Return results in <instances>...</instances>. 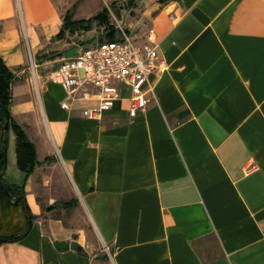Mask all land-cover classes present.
<instances>
[{"label":"crops","instance_id":"obj_1","mask_svg":"<svg viewBox=\"0 0 264 264\" xmlns=\"http://www.w3.org/2000/svg\"><path fill=\"white\" fill-rule=\"evenodd\" d=\"M77 1L0 0L10 112L39 162L26 180L16 133L0 122V179L25 183L36 217L0 185V236L24 235L0 244V264H264V0H131L134 18L116 10L133 42L154 33L166 68L149 77L136 116L123 85L96 119L83 115L99 105L95 86L71 96L49 76L99 30L98 42L112 29L119 39L122 24L108 5L115 23L57 39L69 10L78 20L104 9L82 15L89 0ZM71 199V209L45 210Z\"/></svg>","mask_w":264,"mask_h":264},{"label":"built area","instance_id":"obj_2","mask_svg":"<svg viewBox=\"0 0 264 264\" xmlns=\"http://www.w3.org/2000/svg\"><path fill=\"white\" fill-rule=\"evenodd\" d=\"M119 39L98 42L83 49L75 58L65 60L54 69L49 80L61 84L69 95H77L87 83L97 88L99 105L85 109L83 115L96 119L110 111L121 97V87L129 85L132 91L130 113L136 116L150 102L146 92H152L148 79L152 73H163L166 64L160 61L159 43L154 33L147 36L148 44L133 42L122 25ZM69 109V103L62 105Z\"/></svg>","mask_w":264,"mask_h":264},{"label":"trees","instance_id":"obj_3","mask_svg":"<svg viewBox=\"0 0 264 264\" xmlns=\"http://www.w3.org/2000/svg\"><path fill=\"white\" fill-rule=\"evenodd\" d=\"M113 8H115L116 3H113ZM112 8V5H111ZM64 24L61 29L60 34L57 35V39H63L66 34H76L78 31H92L93 25L96 23L99 26L110 24V15L108 7L104 8L100 13L93 16L91 19H75L74 12L69 10L64 15ZM112 29V27H110ZM109 34V40H113L115 35V30ZM15 80V75L12 70L7 67L5 61H3L0 56V122L4 128L8 124V129H12L17 136V160L19 169L23 174H25L26 180L29 178L32 173L35 171L38 160H37V150L36 146L29 138L28 133L23 129V127L18 124L11 115V102H12V85ZM6 143L2 145V150L0 153V171H3L7 166L6 160ZM51 162L53 159H48ZM1 188L12 197L18 198L17 202H22L25 205V209L28 211L31 222L36 218L32 215L28 204L25 201L26 191L25 183L21 185H9L4 182L3 179H0ZM78 202L75 199H71L70 202H57L55 205L45 208L46 211L55 210L58 207L65 209H71L75 207ZM24 235H10V236H0V244L2 242H15L22 239Z\"/></svg>","mask_w":264,"mask_h":264},{"label":"rangeland","instance_id":"obj_4","mask_svg":"<svg viewBox=\"0 0 264 264\" xmlns=\"http://www.w3.org/2000/svg\"><path fill=\"white\" fill-rule=\"evenodd\" d=\"M109 1L108 3H106L104 0H89L88 2H86L84 5H82L81 7V13L82 15H94L98 8L101 6L102 4V8H106L108 5H112V7L114 6L113 3L116 2V8L113 9L114 10V14L116 13V10H121V14H125L126 16H131L132 18L134 17H138L141 16V14H138V13H135L132 11L133 7H132V4H131V0H107ZM136 1V0H135ZM81 2V0L77 1V5H76V8L77 6L79 5V3ZM104 3V4H103ZM118 21L122 24V27L123 28H126V24H125V21L123 20V16L122 17H118L117 14H115ZM87 17V16H85ZM115 20L112 18L110 20V23H115L114 22ZM128 29V28H126ZM104 31V30H103ZM102 30H99L98 33L96 32V35H95V38L93 39L95 41V43H98V40L103 38L104 37V32ZM28 207L32 213V210H31V205L28 204ZM85 228L88 230V233L90 235V237L92 239H94V231L93 229L85 224ZM106 253H110L108 247H103L102 248Z\"/></svg>","mask_w":264,"mask_h":264},{"label":"water","instance_id":"obj_5","mask_svg":"<svg viewBox=\"0 0 264 264\" xmlns=\"http://www.w3.org/2000/svg\"><path fill=\"white\" fill-rule=\"evenodd\" d=\"M7 129H8V124L4 127L3 132H5ZM2 177H3V175H0V178H2ZM8 196H9L11 199L14 198V197H12L9 193H8ZM55 244H56V248L59 249V250H62V249H69V248L74 249V250H78V251H82V250H83V247H82L79 243H77L76 241H73V242L71 243V245L66 244L65 242H59V241L56 242Z\"/></svg>","mask_w":264,"mask_h":264}]
</instances>
